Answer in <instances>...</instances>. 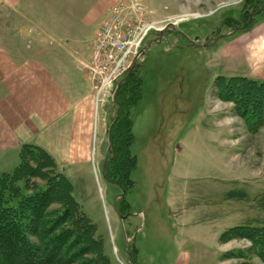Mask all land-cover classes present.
I'll return each mask as SVG.
<instances>
[{"label":"rangeland","instance_id":"obj_1","mask_svg":"<svg viewBox=\"0 0 264 264\" xmlns=\"http://www.w3.org/2000/svg\"><path fill=\"white\" fill-rule=\"evenodd\" d=\"M138 1L151 11L150 24L167 29L152 30L135 61L143 97L132 109L138 164L126 194L131 212H118L122 191L104 176L110 147L104 121L109 129L112 102L97 107L93 177L76 186L75 197L97 226L111 264H133V245L140 264H178L185 256L189 264H264L245 251L249 240L220 243L231 227L263 222L264 126L239 116L214 86L219 77L264 82L253 75L263 74L264 63L229 46L249 25H263L264 15L250 20V12L246 19L245 0ZM236 24L243 30L233 34Z\"/></svg>","mask_w":264,"mask_h":264},{"label":"crops","instance_id":"obj_2","mask_svg":"<svg viewBox=\"0 0 264 264\" xmlns=\"http://www.w3.org/2000/svg\"><path fill=\"white\" fill-rule=\"evenodd\" d=\"M120 1L0 0V173L19 164L24 144H34L54 158L74 193L93 177L97 106L81 64L90 59L99 26ZM234 44L252 63H264V24L229 46ZM253 75L264 78V72ZM178 264L189 261L181 257Z\"/></svg>","mask_w":264,"mask_h":264},{"label":"trees","instance_id":"obj_3","mask_svg":"<svg viewBox=\"0 0 264 264\" xmlns=\"http://www.w3.org/2000/svg\"><path fill=\"white\" fill-rule=\"evenodd\" d=\"M244 4L246 19L250 12L264 15V0H245ZM251 27L245 29L249 31ZM214 86L219 100L233 102L239 116L264 126V82L245 76L219 77ZM142 97L141 68L135 64L117 91L104 166L105 178L122 191L117 201L121 215L131 212L126 194L135 186L131 173L138 164L132 152V109ZM19 158L12 171L0 173V264H111L97 226L76 200L72 182L58 169L54 158L34 144H24ZM235 194L231 198L246 196ZM261 223L231 227L222 233L220 243L249 240L251 247L245 251L251 250L264 261V219ZM231 254L225 253L223 258L227 260ZM128 255L133 264H140L136 245Z\"/></svg>","mask_w":264,"mask_h":264},{"label":"built area","instance_id":"obj_4","mask_svg":"<svg viewBox=\"0 0 264 264\" xmlns=\"http://www.w3.org/2000/svg\"><path fill=\"white\" fill-rule=\"evenodd\" d=\"M149 12L138 0L121 2L102 21L91 46V57L81 64L93 84L97 107L113 101L119 83L139 58L150 32H160L148 22Z\"/></svg>","mask_w":264,"mask_h":264},{"label":"flooded vegetation","instance_id":"obj_5","mask_svg":"<svg viewBox=\"0 0 264 264\" xmlns=\"http://www.w3.org/2000/svg\"><path fill=\"white\" fill-rule=\"evenodd\" d=\"M254 19V16H253V13H252V15H251V17H250V20H253ZM250 20H249V22H250ZM249 22H247V24H249ZM234 33L233 34H235L236 32H238V30L241 32V30H243V27H241V26H239L238 24H236V26L234 27ZM207 46V45H206Z\"/></svg>","mask_w":264,"mask_h":264},{"label":"water","instance_id":"obj_6","mask_svg":"<svg viewBox=\"0 0 264 264\" xmlns=\"http://www.w3.org/2000/svg\"><path fill=\"white\" fill-rule=\"evenodd\" d=\"M165 29H167V28H165ZM165 29H164V30H165ZM164 30H162L161 32L163 33ZM133 68H134V65L131 67L130 71H132ZM125 80H126V79H125ZM121 84H122V83L119 84L118 89L120 88ZM116 96H117V92H116V94H115V96H114V103H115V104H116ZM106 164H107V162L105 163V166H106ZM122 196H123V194L120 195V197H122Z\"/></svg>","mask_w":264,"mask_h":264},{"label":"bare ground","instance_id":"obj_7","mask_svg":"<svg viewBox=\"0 0 264 264\" xmlns=\"http://www.w3.org/2000/svg\"><path fill=\"white\" fill-rule=\"evenodd\" d=\"M113 105H114V108H115L116 104H115V103H113Z\"/></svg>","mask_w":264,"mask_h":264}]
</instances>
